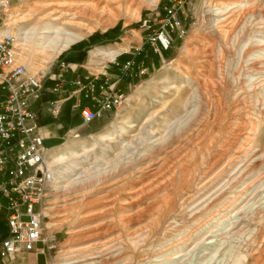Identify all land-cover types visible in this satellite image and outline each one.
I'll return each instance as SVG.
<instances>
[{"label": "rangeland", "instance_id": "374dc122", "mask_svg": "<svg viewBox=\"0 0 264 264\" xmlns=\"http://www.w3.org/2000/svg\"><path fill=\"white\" fill-rule=\"evenodd\" d=\"M36 1L0 0V39L18 36L44 99L56 77L118 78L114 59L146 68L109 117L83 125L72 101L38 110L54 174L46 264H264V0H87L63 14ZM162 31L171 47L154 52Z\"/></svg>", "mask_w": 264, "mask_h": 264}, {"label": "built area", "instance_id": "2783aa9c", "mask_svg": "<svg viewBox=\"0 0 264 264\" xmlns=\"http://www.w3.org/2000/svg\"><path fill=\"white\" fill-rule=\"evenodd\" d=\"M166 16L175 26L180 24L171 8L166 9ZM149 43L154 52L171 47L163 31ZM134 50L136 55L142 51L140 47ZM24 58L16 34L0 39V211L7 228L0 240V259L25 253L36 256L47 244L40 206L48 197L54 174L46 161L38 110L57 116L62 105L72 101L71 110L80 123L90 124L118 112L125 101L120 89L123 80L146 72L142 60L131 58L119 65L114 59L119 67L116 80L101 73L77 75L70 82L72 89L55 84L49 90L53 98L43 101L45 76L29 71ZM38 242L43 244L42 250L37 248Z\"/></svg>", "mask_w": 264, "mask_h": 264}, {"label": "bare ground", "instance_id": "6f19581e", "mask_svg": "<svg viewBox=\"0 0 264 264\" xmlns=\"http://www.w3.org/2000/svg\"><path fill=\"white\" fill-rule=\"evenodd\" d=\"M83 1H87V0H39V1H36L35 2V5H36V9H40L41 10V13L42 12H46V13H50V12H53V13H55V14H57V13H61V14H63V13H67L68 11H69V8H72L73 7V5L75 6V5H77V4H80L81 2H83ZM93 2L94 1H96V0H92ZM102 1V0H101ZM104 1V0H103ZM110 1H113V2H115L116 0H105V2L107 3V5L110 3ZM86 3H88V2H86ZM85 4V3H84ZM81 5V4H80ZM99 5V3H95L94 5H93V7L92 8H97V6ZM77 7V6H76ZM100 7V6H99ZM54 8H56V10L54 11ZM61 8V9H60ZM107 8V7H106ZM98 9V8H97ZM80 11V10H79ZM36 12H37V10H36ZM77 12V11H76ZM60 15V14H59ZM65 15V14H64ZM84 16V15H83ZM51 17V16H50ZM68 19V18H67ZM35 20H36V26H38L39 25V22H37V20L39 21L40 19H38V18H35ZM230 20V19H229ZM51 22V21H50ZM61 22V21H60ZM50 26H52V24L51 23H49V22H46L44 25H43V27L44 28H47V29H49L50 28ZM55 26H57V23H56V25ZM264 51V50H263ZM264 53V52H263ZM257 76V75H256ZM259 78H255L254 80H253V87H255V86H257V85H259L260 83H259ZM256 81H258V82H256ZM156 145V144H155ZM159 157V156H158ZM162 157H164L163 155H162ZM147 158V157H146ZM145 158V159H146ZM151 161V160H150ZM142 172V171H141ZM142 176V175H141ZM152 176V175H151ZM154 177V176H153ZM142 178V177H141ZM149 178V177H148ZM152 178V177H151ZM131 196V195H130ZM133 197L131 196V198L130 199H132ZM138 197L136 198V199H134V200H132L131 201V203H129V204H131V205H136L137 204V202H138ZM127 202V201H126ZM136 214H138V213H136ZM133 217V216H132Z\"/></svg>", "mask_w": 264, "mask_h": 264}, {"label": "crops", "instance_id": "0c3cea01", "mask_svg": "<svg viewBox=\"0 0 264 264\" xmlns=\"http://www.w3.org/2000/svg\"><path fill=\"white\" fill-rule=\"evenodd\" d=\"M103 70H104V68H102V71L100 72L103 76L104 75H107L110 78L111 81H114V80L117 79V77L115 75H113V74L111 75V74H108L106 72H103ZM71 81L72 80H70V82ZM70 82H64L63 80L60 79V77H56V80L55 81H52L53 84H52L51 87H53L55 84H60L66 90H69V89H72V87L70 85ZM45 93L46 92H44V94ZM44 94H43V101L49 100V99H44ZM49 94H50V92H49ZM50 96L53 97L51 94H50ZM0 261L2 262L1 264H37V262H36V256L34 254H32V253H25V254H21V255H14V256H11L9 258L0 259Z\"/></svg>", "mask_w": 264, "mask_h": 264}, {"label": "water", "instance_id": "95a60500", "mask_svg": "<svg viewBox=\"0 0 264 264\" xmlns=\"http://www.w3.org/2000/svg\"><path fill=\"white\" fill-rule=\"evenodd\" d=\"M22 220H25L27 219L26 217H22L21 218ZM37 248L42 250L43 249V244L41 242H38L36 244ZM36 262L37 264H46V256L44 253H39L36 255Z\"/></svg>", "mask_w": 264, "mask_h": 264}]
</instances>
